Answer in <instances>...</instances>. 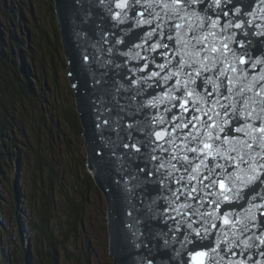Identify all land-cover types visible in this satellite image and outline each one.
Listing matches in <instances>:
<instances>
[{
	"label": "water",
	"instance_id": "95a60500",
	"mask_svg": "<svg viewBox=\"0 0 264 264\" xmlns=\"http://www.w3.org/2000/svg\"><path fill=\"white\" fill-rule=\"evenodd\" d=\"M116 2L117 0H54L89 168L107 200L113 264H147L149 260L151 264H195L193 244L187 242L190 239L186 226L188 217L177 216L172 211H162L167 204L153 191L156 187L154 179L150 178L151 184L146 190L137 186L135 181L122 178L123 162L119 154L126 150L114 147L127 142L129 132L136 140L142 139V131H136V128L153 116L169 115L163 111L166 103H162L168 90L167 84L161 80L162 87H157L155 81L158 78L148 77L151 72L160 71L157 64L167 63L165 56L160 53H172L171 46L166 50L156 48V45L162 42L161 36L168 32L169 24L175 20V16H169L166 14L167 10L158 6L163 0H140L139 4L129 0L130 9L122 13L118 21L113 15L120 11L115 8ZM246 6H249L247 11ZM236 8L240 9V13L236 12ZM223 12H227V15ZM140 13L144 15L140 16ZM241 14L242 20L251 23L236 29L232 24L237 22ZM180 15L194 26L206 16L216 21L217 28L214 31H222L223 37L229 38L228 42L234 49H238V46L232 43L233 39L244 41L248 51L245 59L250 58V64L239 67L247 68L249 81L253 77L259 79L264 76V36L258 35L264 32V5L260 4V0H220L219 6L215 0H204L203 7L197 3L183 9ZM141 20L150 23L138 24L137 21ZM255 25L259 27H254ZM153 29L159 35H150ZM249 31L252 35L246 38L244 33ZM230 62L235 66V61L231 58ZM171 63L174 64L175 59ZM145 65L147 68H144ZM142 68L143 71L140 70ZM167 71L175 69L169 65ZM164 74L161 73L162 76ZM153 100L157 107L149 106V102ZM104 120H108V123L104 124ZM128 125L133 127L128 128ZM113 151L117 155H112ZM151 163L155 164V161ZM236 175L240 180H236L232 185L233 191L227 193L235 201L234 207L224 202L222 196L218 210L214 204L207 202L215 200L219 195L218 185L209 190L214 195L207 197L203 207L189 201L197 213L213 212L212 217L204 218L203 228L208 229L209 235L199 243L214 247L215 244L228 240L230 243L223 244L222 247L233 248L237 253L244 252L242 256L229 254L223 259L224 253L220 252L216 255L218 264L241 260L245 264H253V261L255 264H264V256L259 254L264 251V246L245 249L243 243H240V247H234L245 236L259 234L253 224L259 227L260 212L264 211L260 209V205L264 204V177L250 185L241 183L251 175L246 166H241ZM143 183L145 182L141 181ZM236 193H239V197ZM223 214L240 223L235 227H226L222 221ZM165 216H176V221L180 223L171 219L165 222ZM135 218H140L141 223L134 224ZM191 219L199 221L200 217L197 214L191 216ZM213 223L217 225L215 229L211 227ZM244 224L248 225L251 232L241 235L239 229ZM129 225L133 227L130 228ZM194 226L200 227L199 224ZM248 243L258 245V241ZM199 250L201 249L197 247L196 251ZM248 257L251 259H247Z\"/></svg>",
	"mask_w": 264,
	"mask_h": 264
},
{
	"label": "snow or ice",
	"instance_id": "6c2138e0",
	"mask_svg": "<svg viewBox=\"0 0 264 264\" xmlns=\"http://www.w3.org/2000/svg\"><path fill=\"white\" fill-rule=\"evenodd\" d=\"M134 2L139 4L140 0ZM197 3L203 7L204 0H171L170 3L163 0L158 5L167 10L166 14L169 16H175V20L185 21L177 23L173 20L169 24L168 32L161 36L162 42L158 43L156 48L168 50L171 46L172 53H160L165 56L167 63L157 64L160 71L151 72L148 77L158 78L155 81L157 87H162L161 80L167 84L168 90L162 103H166L163 111L169 115L153 116L151 120L136 128V131H142V139L136 140L129 132L127 142L114 147L126 150L119 154L123 162L122 178L131 179L137 186L146 190L150 187V178L154 179L156 187L153 191L167 204L162 211H172L177 216L188 217L186 226L190 239L187 242L193 244L195 264H218L216 255L220 252L224 253L222 259L227 258L229 254L242 256L244 252L237 253L233 248L222 247L223 244L230 243L228 240L221 241L214 247L208 244L200 245L199 242L209 235L208 229L203 228L204 218L212 217L213 212L197 213L189 201L203 207L207 197L214 195L209 190L218 185L219 195L215 200L207 202L214 204L218 210L222 196L224 202L234 207L235 201L227 193L232 192V185L236 180H240L236 171L241 166H246L251 173L247 180L241 181L245 185L264 177V76L259 79L253 77L249 81L247 68L239 67L250 64V58L245 59L248 51L244 41L232 40L238 49H243L238 51L230 46L229 38L223 37L222 31H214L217 28L216 21L206 16L194 26L180 15L183 9ZM215 3L219 6L220 0H215ZM260 4L264 5V0H260ZM130 7L129 0H117L115 8L120 11L115 12L114 17L119 21L121 14ZM248 7L246 6V11ZM236 12L240 13V9L236 8ZM223 14L227 15V12ZM143 15L140 13V16ZM137 23L150 21L141 20ZM250 23L242 20L241 14L232 27L241 29ZM152 34L159 35L155 29L150 33ZM251 35V31L244 33L246 38ZM258 35L264 36V32ZM165 40L167 42H163ZM152 50L155 51V48ZM230 58L235 61V66L230 62ZM173 59L174 64L171 63ZM169 65L175 71H167ZM144 68H147V65ZM144 68L140 70L143 71ZM161 73L165 74L162 76ZM170 81L171 83H168ZM230 100L233 102L230 103ZM149 106L157 107V104L153 100L149 102ZM103 123L107 124L108 120ZM132 127L133 125H128V128ZM112 155H117V152L113 151ZM152 161H155V164H152ZM230 169L233 171H229ZM141 181L145 183L141 184ZM236 196L239 197V193H236ZM181 197H184V200H181ZM153 202L155 203V200ZM260 209H264V204L260 205ZM197 214L200 220H192L191 216ZM260 217L259 227L253 224L259 234L245 236V239L234 247H240V243H243L245 249L264 246V211L260 212ZM169 219L176 221V216L164 217L165 222ZM222 221L226 227H235L240 223L230 219L227 214H223ZM140 223L141 219L135 218L134 224ZM176 223L179 224L180 221ZM196 224L200 227L194 226ZM211 227L215 229L217 225L213 223ZM239 232L244 235L251 232V229L244 224ZM135 234L134 232L133 235ZM248 241H258V245ZM197 247L201 250L196 251ZM259 254L264 256V251ZM147 264H151V261ZM229 264L245 262L230 261Z\"/></svg>",
	"mask_w": 264,
	"mask_h": 264
},
{
	"label": "rangeland",
	"instance_id": "374dc122",
	"mask_svg": "<svg viewBox=\"0 0 264 264\" xmlns=\"http://www.w3.org/2000/svg\"><path fill=\"white\" fill-rule=\"evenodd\" d=\"M12 87L22 95L12 99ZM73 109L78 117L74 113L71 116ZM60 118L65 134L56 138ZM31 125L39 128V139ZM32 149L42 165L49 155V161L54 158L66 191L77 199L79 194L72 186L88 187L89 192L83 217L73 227L60 192L63 188L59 184L54 187L52 238L43 249L48 254L42 263L36 254L41 248L33 238L32 221L39 218L31 211L30 194L26 192L31 188L36 164ZM31 261L113 264L108 205L89 168L54 0H0V264Z\"/></svg>",
	"mask_w": 264,
	"mask_h": 264
},
{
	"label": "trees",
	"instance_id": "16d2710c",
	"mask_svg": "<svg viewBox=\"0 0 264 264\" xmlns=\"http://www.w3.org/2000/svg\"><path fill=\"white\" fill-rule=\"evenodd\" d=\"M54 15H55V13H54ZM12 89H13L12 91H9L10 92L9 96L12 99H14L18 94H21L20 91H17L14 87H12ZM19 102H20V104H22V107H24L25 103L22 101H19ZM70 113H71V116H72V113H74L73 116L78 117V115L77 116L75 115V113L78 114L76 109L71 110ZM60 119H57L59 130H57V132H56L57 134L55 133L56 138L65 134L64 130L62 129V126L60 125L61 124L60 121H63V120L62 119L60 120ZM40 125H38V126L40 127ZM76 126H77V124H76ZM76 126H74V127H76ZM31 129H32L33 134L36 135V137L39 139V136H40L38 134L39 128L31 125ZM34 129H37V131H35ZM23 132H25V131H23ZM50 133H52V132H50ZM24 144H26V143L24 142ZM65 144L67 145V147H70L69 143L65 142ZM32 153L36 159V162H35L36 164H34L33 176L31 178V183H30L31 188H30V190L27 188L26 192H28L30 194L31 211H33V213L35 215L37 214L36 217L39 218L38 222L35 218H33V221H32L34 223L33 229L35 232V233H33V236H34L33 238L37 242L36 244L39 246L38 248L39 249L41 248L39 251H37L36 254L39 256V258H40L39 261L42 263V261L44 260V257H46V255L48 254L43 249L46 246V243L50 241V238H52V232H50V231H52V227H50V225L52 222L51 221L52 220L51 219L52 218V205H53L52 199L55 197L54 196V194H55V191H54L55 188L54 187H56V185L59 184L60 187L63 188L60 190V192L65 197L64 198L65 207L67 208L66 211H67V214L69 217L68 222L71 221L73 223V227H76V224L78 225V222H80V220L83 217L82 214H83V211L85 210V203L87 201L86 199L88 197L89 192L87 190L88 187L84 188V186L82 187V185H81L80 187H78V189H75L72 186V189L75 190V192L79 194L78 199L76 197H74L73 194H70L68 191H66L64 189V183L60 178V175L58 172V166L57 165H56L57 167L54 166L55 165L54 164V162H55L54 158L51 161H49L50 160L49 159L50 155H49L47 158V162H45L46 165H44V164L42 165V163H41L42 159L38 158L37 151H34V149H32ZM71 153H75L73 149H71ZM73 156H75V155H73ZM45 169L48 172L47 175L45 174L46 173ZM89 177L90 176L88 175V178ZM23 190L25 191L24 188H23ZM24 229H26V228L24 227ZM21 232H23L22 235L24 236L25 230H23ZM30 257H32L31 251H30ZM30 264H31V262H30Z\"/></svg>",
	"mask_w": 264,
	"mask_h": 264
},
{
	"label": "bare ground",
	"instance_id": "6f19581e",
	"mask_svg": "<svg viewBox=\"0 0 264 264\" xmlns=\"http://www.w3.org/2000/svg\"><path fill=\"white\" fill-rule=\"evenodd\" d=\"M31 264H32V261H31Z\"/></svg>",
	"mask_w": 264,
	"mask_h": 264
}]
</instances>
